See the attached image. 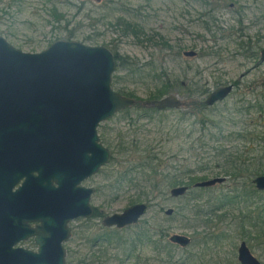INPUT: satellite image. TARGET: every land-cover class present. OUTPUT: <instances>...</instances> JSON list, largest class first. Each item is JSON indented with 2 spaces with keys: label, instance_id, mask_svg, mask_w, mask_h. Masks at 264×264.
Wrapping results in <instances>:
<instances>
[{
  "label": "rangeland",
  "instance_id": "1",
  "mask_svg": "<svg viewBox=\"0 0 264 264\" xmlns=\"http://www.w3.org/2000/svg\"><path fill=\"white\" fill-rule=\"evenodd\" d=\"M128 23L142 32L124 34L123 30H131ZM0 36L26 53L43 52L57 41L107 47L138 66L141 74L119 71L113 75L121 79L114 90L134 95L141 102L137 108L157 93V75L167 74L183 85H178L181 93L171 94L179 96L178 110L159 113L149 122L134 108L127 116L118 113L100 125L101 142L114 158L111 155L110 162L83 183L95 189L91 205L97 216L69 223L66 264H240L242 242L264 264V191L253 184L264 176L263 143L219 138L264 132V120L253 123L247 112L238 114L245 111V100L254 103L250 100L264 95V63L260 62L264 0H0ZM250 47L257 56H251ZM190 51L196 55L186 56ZM239 80L225 101L193 115L214 90ZM212 110L208 119L215 116L214 121L220 122L218 132L200 121ZM132 140L150 143L152 153L158 154L161 185L175 174L188 180V172L190 177L207 180L223 178L217 165L236 150H257V160L250 154V164L261 174L251 180L246 175L225 177V182L209 188L179 185L189 187L179 198L170 195L176 187H156L139 224L122 230L105 228L103 218L122 213L132 206L130 198L143 190V184L131 185L129 176L123 183L118 181L122 173L134 175L143 161V149L132 146ZM219 152L224 155L218 156ZM205 164L210 171L203 173ZM169 209L172 215H167ZM174 236L186 237L190 243L181 246L172 240ZM20 246L37 251L33 240Z\"/></svg>",
  "mask_w": 264,
  "mask_h": 264
},
{
  "label": "water",
  "instance_id": "2",
  "mask_svg": "<svg viewBox=\"0 0 264 264\" xmlns=\"http://www.w3.org/2000/svg\"><path fill=\"white\" fill-rule=\"evenodd\" d=\"M116 67L115 55L104 46L57 41L43 52L26 53L0 36V264H66L69 223L95 213V189L83 183L111 160L98 129L135 105L133 98L113 89ZM233 90L232 84L214 90L207 105L225 101ZM152 105L159 111L178 110L181 101L169 95ZM226 179L194 187L209 188ZM253 184L264 191V176ZM188 191L180 186L170 195L179 198ZM147 212L146 203L134 204L106 216L102 225L122 230L137 225ZM172 214L169 209L167 215ZM33 222L39 225L30 227ZM31 238L37 251L18 247ZM172 240L181 246L190 243L183 236ZM238 261L262 264L246 242L240 244Z\"/></svg>",
  "mask_w": 264,
  "mask_h": 264
},
{
  "label": "trees",
  "instance_id": "3",
  "mask_svg": "<svg viewBox=\"0 0 264 264\" xmlns=\"http://www.w3.org/2000/svg\"><path fill=\"white\" fill-rule=\"evenodd\" d=\"M57 16V14H55ZM123 23V21H122ZM121 25V23H119V26ZM128 25L127 28H130L131 30H123L124 34H134L135 36H138L141 32L142 29L138 28V27H134L131 24H125ZM133 29V32H132ZM86 40H91V39H86ZM165 45V44H164ZM247 50V47L245 48ZM255 48L252 49V47H250L249 51L252 52L251 56H257L258 52L254 50ZM115 55L116 58V63H117V68H116V72H127L129 73V76H133L134 74H141L139 72L138 66L130 61H128V59H124L118 56L117 53H113ZM153 66L149 67V71L151 72V70H153L152 68ZM138 69V71H137ZM143 73V72H142ZM127 76V74H126ZM157 77L159 78V83H160V88L158 89L157 93L154 96H151L150 98H148L145 102V104L143 105V107H139L137 108V106L141 103L139 99L135 98L134 95L132 94H128L124 91H117L119 93H121L124 96L127 97H132L136 99V105L133 108H128L124 111H120L119 113H124L127 116V114H130L131 110H133L134 108H136L135 110H140L139 112H141L140 114L142 118H147L150 121L154 120V117L157 114H161L164 113L165 111L168 110H164V111H159L157 110L155 107L151 106L150 103L152 101L155 100H159L162 99L165 96L171 95L173 92L176 93H181L180 91H178V85L179 82L178 80H174L171 81V78L169 75L167 74H162V75H157ZM121 80V79H120ZM119 80L118 76H113L112 79V86H114V84H117ZM240 80L236 83H234L235 88L237 86H239L240 84ZM181 87H183V85H179ZM114 89V88H113ZM190 95H194L193 93H189ZM202 95H205V92L202 93ZM250 101H255L254 103H247V101L245 100V102L242 105L243 110L245 111H238L239 113H244L247 112V114H245V116H253L250 119V122H256L257 120H264V95L262 94L260 98H254L251 99ZM199 111L196 114H193L194 116L196 115H201L203 112H206L208 109H210L211 107H207L206 102L202 101L199 105ZM172 111V110H171ZM214 110L211 111V113L207 112L205 115L202 116L201 118V122L203 127L206 126V124L210 123V125H212L214 127V130L216 132H218L221 129V125L219 121H214V117L212 120L208 119L211 118V116L213 115ZM255 113V114H254ZM185 116H190L189 115H185ZM129 117V116H128ZM218 135V134H217ZM215 135V139L216 141H218L217 136ZM223 140L227 139L231 142L234 141H250V142H262L263 143V147L264 148V132L260 133V132H247L246 134H231L230 136L223 138V137H219ZM131 145L134 147H140L138 149H143V151H141V155H144V158L142 159V163L140 164L139 167H136L135 170V174L134 175H129L131 174V172H127V173H122L120 174L119 177V183H123L126 181V179L129 176V182H131L130 184L134 185L135 187H140L141 184H143V190H141V188L138 190V193L136 195H134L132 198H130V204L134 205V204H138V203H146L147 205L150 204L152 202L151 198V190L153 191L154 188L159 187L162 188L161 186H163V189H169L171 187H176L179 185H186V184H195L197 182L200 181H205L208 178L203 177H190L191 174L190 172H188V180L183 179L182 177L178 178L175 174L174 177L170 178V180H168V178H166V181L163 185H161V183L163 181H161V183H159L157 181V173H158V163H159V157L158 154L152 153L153 150L151 149V144L150 143H140L139 141H134L132 140ZM142 145V147H141ZM218 153V150H216ZM227 150H225L226 152ZM232 151V150H231ZM257 150H250V151H243L241 152L240 150H236L233 153L229 154L228 157H225L224 163L222 165H217V168L220 167V169H222L223 175L225 177H228L229 179L231 178H236L239 179L240 177H243L244 175H246L248 180H251L252 178H254L255 176H258L259 174H261V172H259V170L257 168L253 169V167H251L250 164V154H252V158L253 161L257 160L255 159V154H256ZM264 151V149H263ZM258 152V151H257ZM220 154L218 156H223L224 153L223 152H219ZM112 154V158H114V154L113 152H111ZM244 154V155H243ZM246 154L248 155L246 157ZM258 154V153H257ZM113 160V159H112ZM252 161V162H253ZM245 162V163H244ZM244 163V166L243 164ZM157 164V165H156ZM203 173L209 172L210 168L207 167V164L203 165L202 167ZM140 171L141 174H143L144 176H139V173L137 171ZM137 172V173H136ZM202 172V171H201ZM249 173V175L247 176V173ZM171 174V173H170ZM240 176V177H239ZM239 177V178H237ZM162 189V191H163ZM141 191V192H140ZM197 212V211H196ZM248 215H250V213H248ZM94 216H97V210L95 209V213ZM93 216V217H94ZM264 227V226H263ZM142 236V234H141Z\"/></svg>",
  "mask_w": 264,
  "mask_h": 264
},
{
  "label": "flooded vegetation",
  "instance_id": "4",
  "mask_svg": "<svg viewBox=\"0 0 264 264\" xmlns=\"http://www.w3.org/2000/svg\"><path fill=\"white\" fill-rule=\"evenodd\" d=\"M19 186V185H18ZM18 186H16V188L18 187ZM15 188V189H16ZM39 225V223L38 222H33V223H31L30 224V227H32V228H35V227H37ZM29 240H33V242L36 244V242H35V239L34 238H31V239H29ZM24 242H26V241H24ZM23 243V242H22ZM37 246V245H36ZM239 249V248H238ZM251 250V249H250ZM252 252V251H251ZM254 255V254H253ZM255 256V255H254ZM256 257V256H255ZM259 259V258H258ZM260 260V259H259ZM261 261V260H260ZM261 263H262V261H261Z\"/></svg>",
  "mask_w": 264,
  "mask_h": 264
}]
</instances>
